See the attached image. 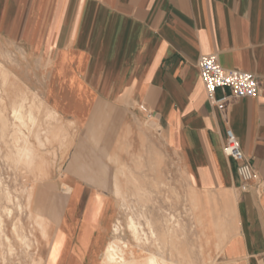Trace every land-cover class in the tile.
<instances>
[{"label":"crops","instance_id":"obj_1","mask_svg":"<svg viewBox=\"0 0 264 264\" xmlns=\"http://www.w3.org/2000/svg\"><path fill=\"white\" fill-rule=\"evenodd\" d=\"M211 53L257 75L259 93L212 107L197 66ZM0 62L24 97L13 123L25 108L35 189L53 207L37 214L38 264L181 263L112 241L150 167L195 193L201 264H264V0H0ZM226 129L258 189L240 188Z\"/></svg>","mask_w":264,"mask_h":264},{"label":"rangeland","instance_id":"obj_2","mask_svg":"<svg viewBox=\"0 0 264 264\" xmlns=\"http://www.w3.org/2000/svg\"><path fill=\"white\" fill-rule=\"evenodd\" d=\"M13 90L11 75L0 62V264H38L46 234L37 226V214L45 213L46 208L50 212L53 207L42 205L45 191L35 189L34 147L31 153L25 151L30 146L29 124L23 121L27 110L21 109L22 124L18 117L14 125V101L18 104L24 97ZM137 181L123 198L112 241H124L127 251L136 243L147 246L150 252L159 250L172 259H181L178 264H201L203 259L195 252V246L198 251L202 249V240L195 233L199 231L195 193L178 177L167 172L157 174L151 167ZM129 217L135 221L137 237L129 227ZM123 249L126 252L122 247V253Z\"/></svg>","mask_w":264,"mask_h":264},{"label":"built area","instance_id":"obj_3","mask_svg":"<svg viewBox=\"0 0 264 264\" xmlns=\"http://www.w3.org/2000/svg\"><path fill=\"white\" fill-rule=\"evenodd\" d=\"M197 66L207 100L217 111L225 110L233 100L253 97L259 93L260 80L257 75L238 69H225L213 53L201 55ZM217 90L221 91V95L217 96ZM222 150L236 164L235 171L241 181L240 188L243 191L252 187L258 189L261 179L244 156L231 129L225 130Z\"/></svg>","mask_w":264,"mask_h":264}]
</instances>
